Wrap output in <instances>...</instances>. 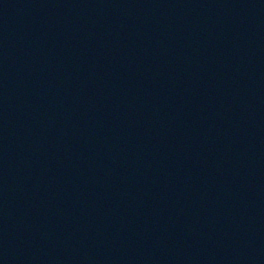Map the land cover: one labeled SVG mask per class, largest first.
<instances>
[{
	"label": "water",
	"instance_id": "obj_1",
	"mask_svg": "<svg viewBox=\"0 0 264 264\" xmlns=\"http://www.w3.org/2000/svg\"><path fill=\"white\" fill-rule=\"evenodd\" d=\"M0 264H264V0H12Z\"/></svg>",
	"mask_w": 264,
	"mask_h": 264
}]
</instances>
